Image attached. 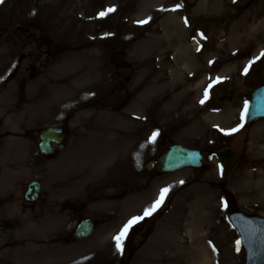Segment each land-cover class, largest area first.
<instances>
[{
	"label": "rangeland",
	"instance_id": "obj_1",
	"mask_svg": "<svg viewBox=\"0 0 264 264\" xmlns=\"http://www.w3.org/2000/svg\"><path fill=\"white\" fill-rule=\"evenodd\" d=\"M206 2L211 3L206 5L210 8L205 21L196 15ZM162 4L180 5L177 10L185 14V22L193 21L188 42L194 51L199 49L196 61L204 60L218 44L217 34L224 36L226 53L242 51L232 48L231 38L235 30L248 36V29L232 23L246 10L252 18L264 17V0L0 2V134L10 130L21 138L11 134L0 144V155L6 158L0 190L6 196H20L1 208L0 222L8 219L0 230V264H118L122 250L116 249L112 237L133 216H142L164 188L168 191L163 203L144 224L152 230L144 237L145 228L135 230L123 240L122 248L130 240L128 264H200V260L202 264H243L237 235L219 211V184L208 182L218 174L216 167L211 165L194 182L192 169L155 175L152 162L162 150L158 140L163 136L168 142L204 149L211 145L216 150L232 141L231 146L244 151L248 160L234 181L240 189L239 204L264 214L261 131L250 135L243 131L235 137L232 131L251 87L264 80V56L260 55L264 41L247 49L233 70L210 68L203 87L191 81L182 88L179 84L184 80L177 75L170 85L150 68L159 64L157 59L149 60L155 48L149 29L171 12L156 14ZM148 7L151 10L145 13ZM109 8L114 10L108 12ZM18 27L49 44V58L32 78L27 73L28 60L14 71L19 51L36 50L35 44L23 50L14 45ZM170 53L168 62L173 60ZM249 61L253 62L249 65ZM164 77L168 80L167 72ZM181 88L188 89V94ZM206 88L208 98L204 99ZM61 117L74 133L65 150L49 159L36 157L33 153H39L24 133L31 128L35 136L44 124L59 123ZM31 179L42 183V194L32 209L23 205L22 197ZM65 196L78 200L74 207L69 204L62 210ZM250 202L257 207H248ZM76 210L99 223L89 238L65 243ZM62 221L68 225L63 227ZM41 237L47 240L39 241ZM54 237L62 239L53 242Z\"/></svg>",
	"mask_w": 264,
	"mask_h": 264
},
{
	"label": "bare ground",
	"instance_id": "obj_2",
	"mask_svg": "<svg viewBox=\"0 0 264 264\" xmlns=\"http://www.w3.org/2000/svg\"><path fill=\"white\" fill-rule=\"evenodd\" d=\"M210 3L206 2L199 5L198 8L202 9V11L198 10L196 16L201 18V20H207L208 9L210 6H207V8L206 5H209ZM166 9L171 10V12L166 13L159 23L152 25L149 29V33L153 37L151 43L155 47L149 52V60L152 62L157 59L159 64L157 66L150 65V68H153V70L157 72L156 78H159L160 81L165 83L169 82L170 85L171 78H173L174 75H177L179 81L182 82V80H184L182 84H179L180 87L181 85L183 86L182 88L190 84L191 81L197 86L201 85L203 87V83L209 75L210 68L213 69L220 67V72L233 70L238 62H240V56L246 53L247 49L257 48L263 44L264 31L262 26L264 24V17L260 18L255 16L252 18L251 11L246 10L238 16L232 25L237 24V26L247 28L249 35L246 36L243 31L240 32L239 30H235L233 32L234 37L231 38L232 42L235 43L233 44L234 47L231 46L232 48L244 49L242 51L230 50V53H226V41L224 36L217 34L215 40L218 44L213 46V49L211 52H208V55L205 56L204 60L196 61L194 60L195 56H198L200 52L198 54L196 50L194 51L191 49L192 43L188 42L191 36L190 33L194 27L193 21L189 18L190 21L185 22L187 19L184 20L185 14L180 13V10H177L176 5L169 6L167 4H162L157 8L158 11L156 14H159ZM150 10L151 7L146 8L145 13H148ZM213 26L216 30L217 25L214 24ZM222 28L224 27L222 26ZM234 29H236V26H234ZM170 52L173 54V60L170 61L171 63L168 62V57H170L168 54ZM164 61L167 62L163 63ZM165 72L169 75V78L167 77L168 80L164 77ZM182 91L183 89L181 92ZM183 92L184 94H188L189 91L188 89H185ZM201 262L202 260H200V264H202Z\"/></svg>",
	"mask_w": 264,
	"mask_h": 264
},
{
	"label": "water",
	"instance_id": "obj_3",
	"mask_svg": "<svg viewBox=\"0 0 264 264\" xmlns=\"http://www.w3.org/2000/svg\"><path fill=\"white\" fill-rule=\"evenodd\" d=\"M264 117V84L254 88L250 94L246 121L251 123L257 119ZM62 128H49L42 131L39 136L42 143L39 147L40 152L48 154L52 152L50 141L58 142L60 147L63 145L65 137ZM231 160V156H229ZM200 151L186 148L184 146L173 144L166 148L163 153L156 159L154 168L158 173L172 172L184 167H196L202 163ZM39 190V184L36 181H31L24 194L26 200L36 198ZM228 219L236 229L239 235V242L244 250V264H264V217L247 216L238 210H231ZM93 230V223L86 219L81 222L75 232L76 239L86 238ZM129 252L125 248L122 254L120 264H126L128 261Z\"/></svg>",
	"mask_w": 264,
	"mask_h": 264
},
{
	"label": "flooded vegetation",
	"instance_id": "obj_4",
	"mask_svg": "<svg viewBox=\"0 0 264 264\" xmlns=\"http://www.w3.org/2000/svg\"><path fill=\"white\" fill-rule=\"evenodd\" d=\"M32 39V40H31ZM35 42V43H33ZM27 44H35L36 45V50H27V52L24 51H19V53H17V57H18V62H17V67L14 68V71L18 70V68L21 65V61L23 60H28V76L30 78H32L34 75H36L39 71V69L42 67V65H44V60H48V56L49 55V44L48 43H43V41H39V38L34 37L33 33H25V30L22 27H18L17 31L15 32V39H14V45L17 48H20L23 50V48L26 47ZM44 44V45H43ZM39 49V51H37ZM27 54V56H26ZM13 71V72H14ZM38 71V72H37ZM15 74V72L13 73ZM231 99V98H229ZM64 120V121H63ZM60 123L67 126V121L66 119H63ZM17 123V122H16ZM14 123V124H16ZM18 127V126H17ZM254 130H259L261 131V135H260V139L259 142L260 144L264 143V120L258 121L256 123H254L253 125L250 126H246L244 124V121L240 122V128L239 131L236 132L233 136H238L239 134H241L243 131H246V133L248 132L249 135L253 133ZM18 135L17 133H14L13 131H8V132H4L0 134V144L2 143V140L7 138L8 135ZM73 131H71V136L73 135ZM70 136V137H71ZM20 139V136H18ZM24 137L30 139L32 146H36L37 143V139H36V135H32V131L31 128L27 130V132L24 133ZM249 140H247L245 143H247ZM163 142L164 145L169 144L170 142L167 141V139L163 137V139H160L159 143ZM232 142V141H231ZM231 142L226 143L225 145H223L222 148H220L219 150L213 149L212 146L210 145L209 147H207L205 150V152L207 154H209L211 156L212 162L213 164L218 167V165H220V151L224 148L226 149H233L237 155H238V159L236 160L235 164L231 167L230 170H228L227 172H223V173H219L218 175H215V177H217V180L210 179L208 180L209 183H217L219 184L218 187L221 190L220 195H218L217 199L220 201V203H222L223 207L219 210L221 212V215H225L229 209L233 206L238 208L239 210H241L244 213L247 214H262L259 212V209L257 208V211H253V209H245L242 206H240L239 201L241 200V195H239L240 193V189L238 188V186L236 184H234V181L236 182L237 180H239L238 176L239 173H242V166L246 163V161H248L246 159V157L244 156V151L242 153L238 152L236 149H234L231 146ZM210 144V143H209ZM260 160V159H258ZM257 161V160H255ZM261 161V160H260ZM259 162V161H258ZM249 164V163H247ZM246 164V165H247ZM210 169V166L208 168L207 166V170ZM214 169V168H212ZM196 174L193 177V181L197 182L198 178L200 177V173L198 171V169H195ZM197 175V177H196ZM238 178V179H237ZM237 179V180H235ZM261 179H264V174H262ZM3 180L0 181V185L2 184ZM1 190H0V214H2L1 208L2 206H11V204H13L16 200L19 199V196L17 194H8L7 196L1 195ZM255 204V203H254ZM253 202H250L248 205V207H251L254 205ZM34 204H24V206H29L31 209L34 208L33 207ZM69 205V204H68ZM245 205V206H247ZM255 207H257V205H254ZM83 213L81 211L77 212V220L82 218ZM264 215V214H262ZM3 219V218H2ZM3 223L0 222V230L4 228V226H6L7 223H4L5 219L2 220ZM4 225V226H3ZM144 226H135L132 227V232H134L135 230H140L143 229ZM132 234V233H131ZM130 243V241H128V244Z\"/></svg>",
	"mask_w": 264,
	"mask_h": 264
},
{
	"label": "snow or ice",
	"instance_id": "obj_5",
	"mask_svg": "<svg viewBox=\"0 0 264 264\" xmlns=\"http://www.w3.org/2000/svg\"><path fill=\"white\" fill-rule=\"evenodd\" d=\"M0 2H3V0H0ZM177 7H180V5H177ZM114 9L109 8L107 9L108 12L113 11ZM100 16H104L106 15V12H100L99 13ZM147 21H139V23H146ZM197 51H199V49H197ZM261 56H264V51L261 52L260 54ZM259 57H257L258 59ZM253 61H249V65L252 63ZM247 67L245 68V72H247ZM211 87V84L209 85V88ZM208 98V89L206 88L204 91V99ZM201 103H204V100L200 101ZM232 131H236V129H232ZM156 135L155 132H153L152 134V138H154ZM168 189L164 188L160 190V194L159 197L148 207L144 208L143 210V215L142 216H133L131 219H129L123 226L122 228L119 230V232L112 237L113 241L115 242V247L117 250H122V244H123V240L125 239V237L127 236V233L129 231V229L136 224L138 221L142 220L145 216H149L151 215L162 203L164 200V197L167 194ZM239 241H237V245H239ZM239 250V248L237 249Z\"/></svg>",
	"mask_w": 264,
	"mask_h": 264
}]
</instances>
